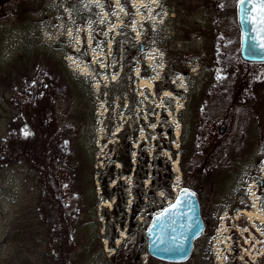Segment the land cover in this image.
Returning <instances> with one entry per match:
<instances>
[{
    "label": "rangeland",
    "instance_id": "1",
    "mask_svg": "<svg viewBox=\"0 0 264 264\" xmlns=\"http://www.w3.org/2000/svg\"><path fill=\"white\" fill-rule=\"evenodd\" d=\"M193 1L144 3L149 17L161 5L167 15L151 21L137 11L135 31L124 28L109 42L112 30L93 23V12L107 20L114 0H101L108 8L93 12L80 0H0V264H56L60 256L57 209L44 175L69 232L72 255L63 264H157L146 255L143 234L183 188L197 195L207 235L217 206L214 241L195 244L198 264H264V255L248 251L264 240V201L248 195L249 188L259 194L264 183L254 117L264 98V62L238 57L236 0ZM60 3L75 5V24ZM116 11L117 25L129 22ZM65 26L74 35L82 29L83 46L63 34ZM97 44L99 51L81 55ZM94 73H100L95 80ZM11 94L16 102L9 106ZM24 121L33 133L27 140ZM23 141L26 155L13 158ZM161 159L169 165L172 197L155 189ZM122 162L130 174L121 175L128 168ZM148 202L153 213L144 211ZM244 210L260 219L249 221Z\"/></svg>",
    "mask_w": 264,
    "mask_h": 264
},
{
    "label": "snow or ice",
    "instance_id": "2",
    "mask_svg": "<svg viewBox=\"0 0 264 264\" xmlns=\"http://www.w3.org/2000/svg\"><path fill=\"white\" fill-rule=\"evenodd\" d=\"M80 3L83 5V8L88 10L89 12H93L94 8H100L102 6L108 8V5L105 3L102 5L101 0H80ZM131 3L133 5L132 11H129L128 5ZM144 3H147V5H157L160 4V0H144L143 3L140 4V7H136L137 0H114V3L111 8H108V11L106 13L108 19L106 20L104 16L99 12H93V15L97 17L96 21H93V23H99L105 25V28H110L112 30V35L109 39V42L115 40V36L117 34H122L124 28L131 27L134 31L136 29V18L134 13L137 11L143 10V13L145 15V18L147 20L155 21L156 17H160L161 21L163 20V17L167 15L163 11V6L161 5L160 9L157 11L155 8L152 9L153 15L151 17L148 16V9L144 7ZM237 6L239 8L240 13V20L242 24H248L251 23L252 27L250 31L252 33H256V35L252 36L250 38L247 53L250 57H255L258 55L261 51H264V39L260 38V32L261 27H258L257 24L264 25V20L257 21V17L254 13L257 12V7L253 3V0H236ZM251 4L252 7L249 9L247 5ZM119 7L120 11H124L127 14L128 23H121V25H117L115 20L112 19V17L117 16L116 8ZM225 5L218 4V7H224ZM57 7L61 8L63 13L66 14V18L72 22V24H75V20L73 19V13L77 11L75 5H67L65 6L63 3H60L57 5ZM264 11V9H261ZM63 19V17H62ZM59 27V26H57ZM82 31L81 28L77 27L75 29L76 35L73 34V28L65 26L64 28V35H67L72 42H75L77 44H80L83 46V41H81L78 38V33ZM105 37H109V31L105 30L102 33ZM90 39H95L94 36H89ZM100 50V45L97 44L96 48H92L91 45H88L86 48H84V51L81 53V55L87 54L88 51L97 52ZM68 59H71L74 64H76L77 68L80 67V63L77 57L75 56H69ZM104 57H99L98 62L102 67H107V65L104 64ZM96 62V58L92 61H88V64ZM162 66V65H161ZM118 73H114L112 75V79H115ZM100 76V73H94L92 76V79L95 80L96 77ZM217 80H221V76L216 77ZM35 83V82H33ZM47 87V85H45ZM164 95H170L169 93H165ZM155 127V125H153ZM22 134L25 138L30 137L33 135L32 132H30L27 128H24L22 130ZM261 191L259 194L252 191L251 188L248 189V195L251 199L252 196H255L257 200L264 201V183L260 185ZM164 193H161V196H163ZM243 203V201H242ZM252 207H255V203L253 202ZM181 209H186V211H181ZM184 217L190 223L187 224H180L179 227L182 229H187L191 231L193 237L198 235V224L195 222V211H194V204H193V193L189 192L187 189H182L181 196L175 198V203H173L170 207L165 208L163 211H161L156 217H155V223L153 225L152 231L155 232V238L153 240V246L161 247V251L164 252H172V251H179L181 250L184 241L187 239L186 236L183 235V233L176 234L177 233V217ZM244 232H248L247 228L243 229ZM264 235V233H262ZM246 243L249 241L246 240ZM261 245V250L256 249V245ZM250 252H255L256 256H262L264 255V240L256 241L255 243H252V246L250 249H248Z\"/></svg>",
    "mask_w": 264,
    "mask_h": 264
},
{
    "label": "water",
    "instance_id": "3",
    "mask_svg": "<svg viewBox=\"0 0 264 264\" xmlns=\"http://www.w3.org/2000/svg\"><path fill=\"white\" fill-rule=\"evenodd\" d=\"M253 3L256 5L257 7V12L254 13L257 17V21H261L264 20V11H262L261 9H264V0H253ZM247 7H249V9H251L252 5L249 4L247 5ZM237 23H238V27L240 30V46H239V57L242 61L244 62H250V63H262L264 62V51H261L258 55H256L255 57H250L247 53V48H248V44L250 41V38L254 35H256V33H252L250 31L252 24L248 23V24H242L241 20H240V13H239V8L237 6ZM258 27H261V32H260V38L264 39V25L261 24H257ZM225 128L224 125L220 126V132L223 131ZM186 189V188H183ZM189 192L193 193V204H194V211H195V222L198 224V235H196L195 237H193L191 231L187 230V229H182L179 227L180 224H187L190 223V221H188L186 218L184 217H177V233L176 234H180L183 233L184 236L187 237V239L184 241L183 246L181 248V250L179 251H172V252H164L161 251V247L163 246H153V240L155 238V232L152 231L153 229V225L155 223V217L161 212L163 211L165 208L170 207L173 203H175V198L181 196V192L182 189H180L177 193V195L174 197L172 203L166 207H164L159 213L155 214L150 222L149 227L147 228V230L144 232L143 234V238L146 242V250L147 253L159 260H163V261H167V262H183L186 259H188V257L190 256L192 249H193V245H194V241L195 239H197L204 230V222L201 216V212H200V203L198 200L197 195L187 189ZM181 211H186V209H181Z\"/></svg>",
    "mask_w": 264,
    "mask_h": 264
},
{
    "label": "trees",
    "instance_id": "4",
    "mask_svg": "<svg viewBox=\"0 0 264 264\" xmlns=\"http://www.w3.org/2000/svg\"><path fill=\"white\" fill-rule=\"evenodd\" d=\"M189 1L194 2L193 0H189ZM234 22L235 21H231L230 25H234L235 24ZM197 28H199V27L196 25L194 28H191L189 30L195 31V29H197ZM183 30H184V33L190 34L188 29H183ZM186 36H188V35H183L182 37H186ZM38 51H40V50L38 49ZM235 57L238 58L239 56L238 57L235 56ZM241 62H242V60H241ZM34 82H35L34 86L33 85L31 87L29 86L30 89H32L33 87H37V85L39 83V79H37V81H34ZM165 89H167V88H165ZM159 91L160 90H157V93ZM193 93L196 94V92H193ZM9 100H10V102H8V100L5 99V102H7V105L11 106L12 104H14L16 102V96L14 94H11ZM13 101H14V103H13ZM24 128H27L29 130V124L26 121H24ZM28 138H25L23 136L24 140H27ZM23 143H24L23 146L20 145V148L18 147L17 149H15V151H14L15 153H14L13 158H15L17 156H21V155H22V157H24L26 155V149H24V146H25V144L27 145L29 143L27 141L26 142L23 141ZM123 164H124V167L127 166L128 168L123 169V171H121V173H122L121 175L130 174V164L128 162H126V163L124 162ZM151 164L152 165L154 164V166H155V163H151ZM159 164H160L161 168L164 169V173H163V175L158 173L157 176L159 177V181H158V184H157L155 189H156V191H166L168 193V195L172 197V194H171V178L172 177H171V174L169 172V165L167 164V161L165 159H163V160L161 159ZM152 172H153V170L150 171V173H152ZM153 174L156 175V173H153ZM44 176L46 177V189H47V192L49 195L50 202H52V204H54L53 207H55L57 209V211L55 212V220L58 222V231L60 233L59 244H58V253H60V256L55 257V261H56L55 263L56 264H63L62 263L63 259L65 262V260L67 258L69 259L70 256L72 255V251L70 250L71 248H70V242H69V232L67 231V228L64 224L63 210L60 207L59 199L57 198V195L54 193V188L51 184V181L49 180L47 175H44ZM133 176L136 177L137 175H135L133 173ZM142 179L143 178H141V180ZM144 180H149L150 184L153 185L154 180L152 178H144ZM143 205H144V211H146V212L147 211L153 212L156 210V208H154V206H151V203H149V202L146 204L143 203ZM151 259L154 260V262H156L157 264H182V263L165 262V261L157 260L154 258H151ZM23 261L25 263H30L29 257H27V256L24 257Z\"/></svg>",
    "mask_w": 264,
    "mask_h": 264
},
{
    "label": "flooded vegetation",
    "instance_id": "5",
    "mask_svg": "<svg viewBox=\"0 0 264 264\" xmlns=\"http://www.w3.org/2000/svg\"><path fill=\"white\" fill-rule=\"evenodd\" d=\"M260 96V95H259ZM261 97V96H260ZM262 97H264V93H262ZM256 110H255V121H256V135H255V147L258 149H264V98H259L256 103ZM214 208L211 211L212 215H210L209 217V234L207 235L206 233V224L204 222V231L203 233L194 241V246H193V250L192 253H195V256L191 255L189 256V258L182 262V264H198V259H199V255L200 252L196 253L197 250L195 249V244L198 240L202 239V238H206L208 239L209 243L214 241L215 238V233H216V227L217 224L219 222L218 219V215H217V206L216 204L213 205ZM203 218V216H202ZM204 221V218H203ZM259 233V232H258ZM151 258V257H150Z\"/></svg>",
    "mask_w": 264,
    "mask_h": 264
},
{
    "label": "bare ground",
    "instance_id": "6",
    "mask_svg": "<svg viewBox=\"0 0 264 264\" xmlns=\"http://www.w3.org/2000/svg\"><path fill=\"white\" fill-rule=\"evenodd\" d=\"M141 83L142 84H147V85H151V81H149V80H144V79H142L141 80ZM240 213L242 214V215H244L249 221H252L253 219H260V215H257V214H255L254 212H252V211H240Z\"/></svg>",
    "mask_w": 264,
    "mask_h": 264
}]
</instances>
